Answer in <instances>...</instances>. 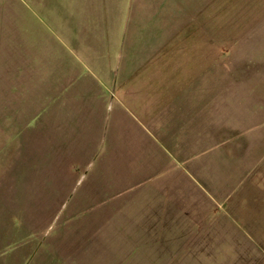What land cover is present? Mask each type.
<instances>
[{"label": "crops", "instance_id": "0c3cea01", "mask_svg": "<svg viewBox=\"0 0 264 264\" xmlns=\"http://www.w3.org/2000/svg\"><path fill=\"white\" fill-rule=\"evenodd\" d=\"M129 1H85L92 13L80 25L76 46L108 83L103 86L96 78L97 108L82 110L95 115L92 125L82 117V124L71 120L64 127H46L49 148L43 152L53 156L49 162L60 161L55 179L62 192L70 184L65 178L74 179V193L91 167L90 185L99 206L92 224L108 227L112 217L100 204L125 195L121 203L114 202L115 224H132L139 233L94 232L55 240V250L44 253L42 261L264 264V188L243 184L264 152V117L258 121L256 106L259 97L264 103V74L257 63L239 56L234 43L225 44L221 21L217 29L223 37L212 30L211 14L203 11L201 20L195 18L196 0H189L193 6L186 5L182 15H169L172 3L181 1L169 0L165 16L158 12L163 0H132L131 7ZM148 16L154 18L149 28ZM180 51L187 56L178 58ZM28 76L13 59L10 68L0 67V97L10 99L11 113L19 105L31 113L36 92ZM111 92L117 105L102 146L105 95ZM0 106L7 114L3 101ZM121 116L129 123L119 124ZM127 204L135 208L133 215ZM226 206L246 211L237 233H226V219L211 217Z\"/></svg>", "mask_w": 264, "mask_h": 264}, {"label": "rangeland", "instance_id": "374dc122", "mask_svg": "<svg viewBox=\"0 0 264 264\" xmlns=\"http://www.w3.org/2000/svg\"><path fill=\"white\" fill-rule=\"evenodd\" d=\"M85 1L0 0V67L4 65L10 68L13 59V63L18 65L20 70L29 74V86L36 92L31 113L30 109L27 113L26 107L20 105L13 107L15 112L11 113L10 99L0 97V101L4 102L2 107L9 110L7 114L0 111L2 264H45V260L42 261L44 253L55 250L53 244L56 243L53 241L59 239L81 238L94 232L139 233L138 228L132 224H115L119 219L114 216L115 204L121 203L125 195L115 198V204L111 201L100 204V208L112 217L108 227L106 224L96 225L97 227L92 224L99 206H96L90 185L91 167L78 186L74 187V193V179L65 178L66 183L70 184L67 190L62 192L61 187L59 189L57 186L59 178L55 179L61 170L60 166L56 165L60 161H55L56 164L49 162L53 156H44L43 152L49 148V143L44 140V130L47 128L50 130L55 125L64 127L71 120H80L82 124V117L92 125L95 115L84 113L82 110H90L93 106L97 108L99 86L96 78L104 81L103 86L108 83L76 46L80 25L85 26L88 14L92 13L89 12L90 7H86L88 2ZM168 1L163 0V6L158 11L161 16H165L168 11ZM129 2L131 7L132 0ZM218 3L219 0H196L195 18L199 16L201 20L203 11H206L205 15L211 14L212 30L217 34L221 33L223 37L224 31L217 29L221 21V26L227 31L225 44L229 47L230 43H234L239 56L257 63L259 73L264 74V0H222L220 5ZM186 5H190L189 8L193 6L189 0L172 3L169 15H174L176 11L182 15ZM219 14L221 20H218ZM235 15L238 17L235 18ZM153 19L150 20L148 16L146 27L153 25ZM89 21H92L91 17ZM186 32H191L190 28H187ZM156 34L158 35L157 30ZM185 36L184 32L178 40ZM178 55V58H185L182 56H187V53L180 51ZM119 57L118 55V59ZM118 59L117 70L120 66ZM63 87H66V90ZM110 88L113 90L114 84ZM105 96L108 101L102 146L107 130L113 124L110 117L117 105L112 92ZM263 104L262 97H259L256 105L259 122L264 117ZM117 122L126 125L128 119L121 116ZM128 131L134 135V126L129 125ZM258 158V164L243 183L245 186L253 184L264 188V152L260 153ZM227 184L231 185L228 182ZM235 185L237 183L232 186ZM128 212L133 215L135 208L130 206ZM244 212L246 211H236L226 206L219 211H213L211 217L226 219V233H237L241 226L239 217L242 214L244 217Z\"/></svg>", "mask_w": 264, "mask_h": 264}]
</instances>
